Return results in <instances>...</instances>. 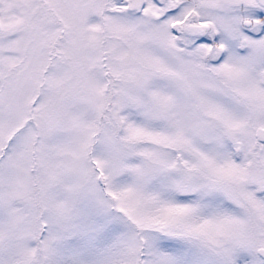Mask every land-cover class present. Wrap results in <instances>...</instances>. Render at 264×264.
I'll use <instances>...</instances> for the list:
<instances>
[{"label": "snow or ice", "instance_id": "6c2138e0", "mask_svg": "<svg viewBox=\"0 0 264 264\" xmlns=\"http://www.w3.org/2000/svg\"><path fill=\"white\" fill-rule=\"evenodd\" d=\"M0 264H264V0H0Z\"/></svg>", "mask_w": 264, "mask_h": 264}]
</instances>
